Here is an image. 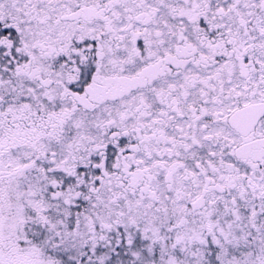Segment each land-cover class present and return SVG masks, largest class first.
<instances>
[{
  "label": "snow or ice",
  "instance_id": "1",
  "mask_svg": "<svg viewBox=\"0 0 264 264\" xmlns=\"http://www.w3.org/2000/svg\"><path fill=\"white\" fill-rule=\"evenodd\" d=\"M0 264H264V0H0Z\"/></svg>",
  "mask_w": 264,
  "mask_h": 264
}]
</instances>
